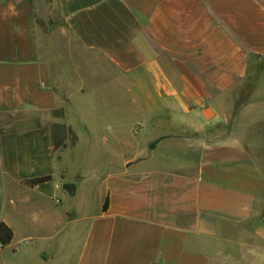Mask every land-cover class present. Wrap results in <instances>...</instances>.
Instances as JSON below:
<instances>
[{"label":"crops","instance_id":"1","mask_svg":"<svg viewBox=\"0 0 264 264\" xmlns=\"http://www.w3.org/2000/svg\"><path fill=\"white\" fill-rule=\"evenodd\" d=\"M42 4L0 0V264H264V0ZM77 133L88 182L50 169Z\"/></svg>","mask_w":264,"mask_h":264},{"label":"rangeland","instance_id":"2","mask_svg":"<svg viewBox=\"0 0 264 264\" xmlns=\"http://www.w3.org/2000/svg\"><path fill=\"white\" fill-rule=\"evenodd\" d=\"M37 1V7L39 9V15L41 17L40 23L43 25V28L47 30L48 22H44L43 20L51 19V16H47L45 12V8L42 4V0H36ZM252 68H260L264 70V61L260 62L258 65L256 62H252L251 65ZM264 72V71H263ZM258 75L252 76V78H257ZM261 78V76H258V79ZM230 130H232V124L227 126ZM83 135H80L77 133L78 141L73 148V144H75V140L71 139L69 141V137L66 138L65 144L69 141V148L67 146V150H65L61 155L59 156L60 159L57 157L51 159V170L53 171L54 177H60L61 175L67 176V178L71 177L72 180L79 179V176L87 178V182L91 181L93 179V175L101 172L104 170V165L99 163V157L95 155V152H99V144L97 140H90L87 138L82 137ZM127 153H132L131 147H128L126 149ZM139 153V154H138ZM146 153V145L145 142L142 143L140 146H137V149L135 150L134 154L142 155ZM108 159V157H101V161ZM114 163L123 162V157L119 155H115L113 157H109ZM108 159V160H109ZM77 176L76 178H74ZM97 176V175H96ZM58 179V178H57ZM69 187H73V185H69ZM90 188V183H86L83 186V189L80 193L77 194L76 198L72 199L69 198L66 201V207L74 213L75 216H79L82 214V208L87 205L86 203V191ZM71 188H64V190H67L70 193ZM61 190H63L61 187L55 186L52 199L55 202V204L59 205L60 199L57 193H59ZM71 194V193H70Z\"/></svg>","mask_w":264,"mask_h":264},{"label":"trees","instance_id":"3","mask_svg":"<svg viewBox=\"0 0 264 264\" xmlns=\"http://www.w3.org/2000/svg\"><path fill=\"white\" fill-rule=\"evenodd\" d=\"M49 180H50L49 178H40V179L32 180L28 182L27 184L29 186H35V185L46 183ZM67 188H71L70 193L73 194L74 188L69 187V186H67ZM107 209H108V200H106L103 206V212H106ZM12 240H13L12 230L9 227H7L4 223H1L0 224V244L2 248L9 245L12 242Z\"/></svg>","mask_w":264,"mask_h":264},{"label":"water","instance_id":"4","mask_svg":"<svg viewBox=\"0 0 264 264\" xmlns=\"http://www.w3.org/2000/svg\"><path fill=\"white\" fill-rule=\"evenodd\" d=\"M155 147V145H153L151 148H154Z\"/></svg>","mask_w":264,"mask_h":264},{"label":"built area","instance_id":"5","mask_svg":"<svg viewBox=\"0 0 264 264\" xmlns=\"http://www.w3.org/2000/svg\"><path fill=\"white\" fill-rule=\"evenodd\" d=\"M2 248V246H0Z\"/></svg>","mask_w":264,"mask_h":264}]
</instances>
